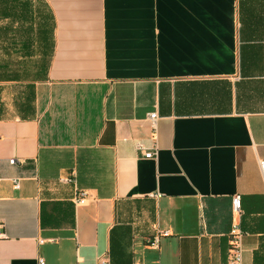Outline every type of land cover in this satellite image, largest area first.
Instances as JSON below:
<instances>
[{
    "label": "crops",
    "instance_id": "0c3cea01",
    "mask_svg": "<svg viewBox=\"0 0 264 264\" xmlns=\"http://www.w3.org/2000/svg\"><path fill=\"white\" fill-rule=\"evenodd\" d=\"M261 160L264 0H0V264H264Z\"/></svg>",
    "mask_w": 264,
    "mask_h": 264
},
{
    "label": "built area",
    "instance_id": "2783aa9c",
    "mask_svg": "<svg viewBox=\"0 0 264 264\" xmlns=\"http://www.w3.org/2000/svg\"><path fill=\"white\" fill-rule=\"evenodd\" d=\"M152 122L155 124L158 115L156 112L151 114ZM146 157L151 158L154 156V153L147 152L145 153ZM15 159H11L10 163H14ZM261 169L264 173V160L260 161ZM16 187H19L18 181H16ZM78 203H82L83 199H78ZM233 209L235 212L242 211V198L240 195H235L233 197ZM162 234V233H161ZM160 234V235H161ZM160 235L156 236L153 239H150V245L156 246L159 243ZM245 235V231L242 229L239 223H234L229 233V245H230V256H229V264H246L243 259V237ZM0 236H2V232L0 230ZM40 264H44V260H40ZM77 264H86L82 259H78ZM97 264H110L109 259L107 257H102Z\"/></svg>",
    "mask_w": 264,
    "mask_h": 264
}]
</instances>
